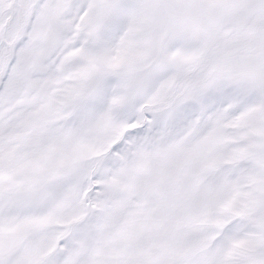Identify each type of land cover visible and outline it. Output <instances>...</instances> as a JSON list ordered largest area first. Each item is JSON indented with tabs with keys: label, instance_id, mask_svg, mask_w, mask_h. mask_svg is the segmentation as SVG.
<instances>
[{
	"label": "snow or ice",
	"instance_id": "obj_1",
	"mask_svg": "<svg viewBox=\"0 0 264 264\" xmlns=\"http://www.w3.org/2000/svg\"><path fill=\"white\" fill-rule=\"evenodd\" d=\"M0 264H264V0H0Z\"/></svg>",
	"mask_w": 264,
	"mask_h": 264
}]
</instances>
